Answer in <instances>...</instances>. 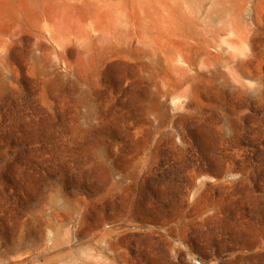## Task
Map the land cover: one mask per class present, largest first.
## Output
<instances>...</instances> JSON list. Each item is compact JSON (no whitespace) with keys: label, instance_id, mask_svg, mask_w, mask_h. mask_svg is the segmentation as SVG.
I'll return each mask as SVG.
<instances>
[{"label":"rangeland","instance_id":"1","mask_svg":"<svg viewBox=\"0 0 264 264\" xmlns=\"http://www.w3.org/2000/svg\"><path fill=\"white\" fill-rule=\"evenodd\" d=\"M0 264H264V0H0Z\"/></svg>","mask_w":264,"mask_h":264}]
</instances>
